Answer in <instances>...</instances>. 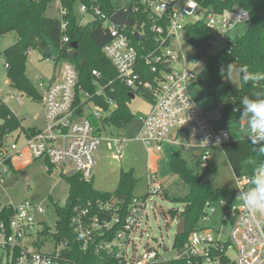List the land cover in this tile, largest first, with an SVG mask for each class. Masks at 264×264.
Masks as SVG:
<instances>
[{
    "label": "built area",
    "instance_id": "1",
    "mask_svg": "<svg viewBox=\"0 0 264 264\" xmlns=\"http://www.w3.org/2000/svg\"><path fill=\"white\" fill-rule=\"evenodd\" d=\"M90 1L89 5L78 4L77 10L82 13L79 23L86 22L84 15L102 20L109 35L101 48L103 54L120 82L131 92L138 90L149 96L150 108L136 115L140 125L134 136L117 133L102 137L103 118L116 107V103L106 96L102 98L105 105L94 102V96L104 92L98 79L100 72L95 68L91 70L94 90L90 91L78 83L73 63L58 61L50 77L40 76L34 83L43 108L44 128L36 127L31 134L17 128L10 144L5 142L8 134L0 141V182L11 171L12 159L24 154L41 158L48 168L57 166L60 174L72 170L81 180L88 182L93 177L94 153L103 139L115 158L122 155L128 140H134L146 148L152 146L156 151L162 150L165 144L169 145V150L175 145L183 150H196L194 157L199 168L207 167L211 147L221 146L231 136L227 127L215 125L218 115L209 117L196 105L191 97L192 85L208 54L229 43L236 35L232 32L233 26L246 23L248 11L240 7L212 11L197 0H132L130 6H122L126 18L118 27L110 20L114 11L107 13L97 0ZM54 2L60 19L61 41L67 42L68 22L64 17L67 9L61 0ZM127 8L133 15L131 22L127 19ZM197 21H202L211 33L203 44L191 42L186 33L185 25ZM134 32L142 38H134ZM218 42H223V46L214 49ZM3 64L8 67V63ZM110 83L109 80L106 85ZM10 86L14 92H9L8 96L17 103L22 101L24 94L28 95L24 90ZM20 134L24 136L22 145L17 143ZM251 178L234 175L236 204L230 205L218 198L224 207L218 229L202 225L215 213L214 201H206L198 227L186 235L181 246L173 242L172 255L167 254L169 249L163 244L155 246L148 239L143 250L138 254L135 252V237L139 233L141 240L140 226L145 218L148 219V195L163 191L156 170L150 167L146 173V193L134 195L124 213L119 211L117 197L88 198L74 204L70 225L83 249H92L95 253L104 251L112 255L117 264H170L171 260L179 258L186 264H264V209L248 212L236 188L239 184L242 191H247L252 187ZM3 206L12 209L8 219L0 220V255L4 264H60L67 261L64 253L68 243L65 239L58 241L48 234L54 241L50 251L40 250L35 245L41 242L39 236L45 237L41 233L44 220L37 217L44 213L41 202L26 199L18 204L0 203V208ZM180 211L181 208H177L176 214L167 220L172 219L177 224ZM225 223H228L229 230L222 238L221 227ZM129 245L134 246L132 254L128 253ZM229 249L234 250L235 258L229 256Z\"/></svg>",
    "mask_w": 264,
    "mask_h": 264
},
{
    "label": "trees",
    "instance_id": "2",
    "mask_svg": "<svg viewBox=\"0 0 264 264\" xmlns=\"http://www.w3.org/2000/svg\"><path fill=\"white\" fill-rule=\"evenodd\" d=\"M54 0H0V35L7 32H15L13 43L5 47L0 53L3 63H8L6 75L10 84L18 89L24 90L32 98L40 99V95L34 84L28 79L25 73V63L29 48L47 46V41L52 42L58 52L54 57V66L58 61L67 60L74 64L78 83L84 88L93 91L92 69H97L101 76L99 83L104 86V92L100 96H94V102L102 103L103 96L112 98L116 107L103 118L104 125H114L123 128L134 117L128 107L131 99V91L117 79L116 71L110 61L102 52V45L109 39L106 28L102 20L92 16V19L85 23H79L76 9L79 3L90 4V0H61L66 7L67 13L64 16L67 20L66 34L69 36L67 42L61 41L60 19L56 16L46 14L47 6ZM100 8L107 13L117 10L122 6H130L132 0L121 5L112 0H97ZM198 3L212 11H221L225 8H243L248 11L249 18L246 22V29L241 34L234 37L220 50L208 54L202 69L197 73L193 83L195 86L203 87L207 93L213 96L217 87L223 83L228 74L229 66L237 63L238 67L247 66L251 72H264V0H197ZM128 9V8H127ZM91 12V10L89 9ZM128 22L133 20V15L127 12ZM186 33L191 42L203 44L210 37V30L202 21L188 23L185 25ZM134 43L136 41L133 39ZM71 42H76L77 53L71 46ZM46 57L49 52L45 53ZM224 69V75L221 70ZM150 77L148 71H145ZM109 85H106L108 81ZM106 85V86H105ZM264 90V81L244 83L239 72V84L231 98L226 99L218 107L219 119L236 118L241 120V125H245L246 120L242 115L241 100L245 96L251 97L254 91ZM141 92L147 99L149 96L142 91L135 90L133 93ZM0 141L4 136L20 128L27 134L36 131L35 126L24 127L19 117L14 115L4 102H0ZM242 129V128H241ZM245 133L243 137L230 138L222 143L221 148L232 169L234 175H248L253 177L260 164L264 163V154L253 150V145ZM168 166L173 174L186 185L183 194L170 193L168 187L164 188L161 197H170L173 201L181 202L182 207L180 217L185 218L184 234H175V245L181 246L186 235L194 228L198 227L199 219L204 211L206 201H214L220 197L221 188H214L207 175L213 173L215 168L210 163L200 171L198 160L196 169L193 170L176 150H170ZM50 168H48L49 170ZM68 184L67 195L64 202L59 204L53 202L55 211L54 226L44 224L42 234H51L56 240L65 239L68 249L64 256L67 261L60 264H117V260L110 254L101 251L95 253L92 249H83L70 225V217L74 204L84 202L86 199L117 197L119 199V211L124 213L134 196L133 190L136 178L132 169L121 170L116 188L113 191L97 190L92 186V179L88 182L81 180L76 173L61 174ZM175 209L160 208L158 211L164 216H174ZM12 209L7 206L0 208V220H6L11 215ZM112 233V232H111ZM110 234V233H109ZM41 242L35 243L38 247ZM170 264H186L182 258L170 261ZM0 264H4L0 258Z\"/></svg>",
    "mask_w": 264,
    "mask_h": 264
},
{
    "label": "rangeland",
    "instance_id": "3",
    "mask_svg": "<svg viewBox=\"0 0 264 264\" xmlns=\"http://www.w3.org/2000/svg\"><path fill=\"white\" fill-rule=\"evenodd\" d=\"M112 1L124 5L130 0ZM46 14L51 16L57 15L54 1L48 4ZM76 14L78 18L82 15L77 9ZM84 18L87 21L92 19V16L84 15ZM245 29L246 23H238L233 26L232 32L234 34H241ZM15 37V32L13 31L0 35V53L5 47L14 42ZM47 46H50L48 57L44 55V50L41 47L29 48L27 51L25 73L33 84L36 83L38 77H50L53 73V60L57 55L58 48L50 41H47ZM222 46L223 42H218L214 49L221 48ZM238 69L237 63H233L231 67L232 81L227 74L213 96L209 95L201 86H195L192 89V99L200 109L205 111L207 116L214 117L218 115V107L226 99L233 96L239 84ZM9 92H14V89L10 86V80L6 75V67L0 54V102H4L10 110L15 112L24 127L35 125L38 128H44L45 122L42 118L43 108L40 101L24 94L22 101L17 103L9 98ZM128 107L134 114L130 122L123 128L105 125L101 131L102 137L117 133L125 137H132L137 133L140 123L136 115L147 111L150 108V101L139 92L130 99ZM216 121L219 125L227 127L232 138H239L245 135L241 129L240 119L229 118L217 119ZM16 131L7 135L5 139L7 144H10ZM17 143L18 145L24 143L23 134L19 135ZM168 146V144H165L162 150L156 151L152 146L146 148L138 141L128 140L124 144L122 155L119 158H115L113 157L112 150L108 148L106 140H101L94 153L95 165L92 186L97 190L113 191L116 188L120 171L132 169L133 175L136 178L133 194L142 195L147 191L146 173L148 167H150V169L156 170L157 179L162 182L163 189L168 187L170 193L183 194L186 191V185L171 172L167 163L170 154ZM173 149L187 160L188 165L193 170L196 169V159L194 157L197 154L196 150H183L176 145L173 146ZM210 153V160L215 170L213 173L208 174L207 178L211 180L214 188H221L223 190L220 198L227 204L234 205L237 203V199L234 193L235 181L232 169L221 146H212ZM12 163L16 169L9 171L2 182H0V203L10 202L18 204L26 199L32 202H41L44 206V213L39 214L37 217L44 220V224L53 228L56 218L53 202L63 203L68 191V184L60 174V169L57 166H50V170H48L49 165L41 158H28L26 156L13 158ZM181 207V202L173 201L170 197H161L159 194L148 195V219L145 218L140 226L142 229L141 240L139 239V233L135 237L136 254L143 250L146 239H148L150 244L155 246L163 244L169 249L167 254H173L171 247L174 242L176 224L172 219L168 220L166 224L164 216L159 213L158 209H177ZM213 208L215 209V213L210 216L209 221L203 222L202 225L218 229L220 226L219 217L223 213L224 207L220 205L219 199H216L213 202ZM166 217L168 218L169 216ZM228 230V223L223 224L220 233L222 238L226 237ZM38 239V241H42V244L38 246L40 250L50 251L53 248L54 241L50 235L45 237L39 236ZM133 247L129 245V254L133 253ZM228 253L231 258L236 257L234 250L229 249Z\"/></svg>",
    "mask_w": 264,
    "mask_h": 264
},
{
    "label": "clouds",
    "instance_id": "4",
    "mask_svg": "<svg viewBox=\"0 0 264 264\" xmlns=\"http://www.w3.org/2000/svg\"><path fill=\"white\" fill-rule=\"evenodd\" d=\"M241 73V80L244 83L252 82L254 85L257 82L264 81V72H251L247 66H242L238 69ZM225 70H221L224 75ZM229 79L231 78V66L228 69ZM242 115L246 120L245 125H241L245 129L247 136L253 145V150L264 154V90L254 91L252 96H245L241 100ZM251 185L247 191H242L240 185L238 197L242 200L243 206L250 213H255L257 210L264 209V163L260 164L255 174L251 178Z\"/></svg>",
    "mask_w": 264,
    "mask_h": 264
},
{
    "label": "water",
    "instance_id": "5",
    "mask_svg": "<svg viewBox=\"0 0 264 264\" xmlns=\"http://www.w3.org/2000/svg\"><path fill=\"white\" fill-rule=\"evenodd\" d=\"M28 1L31 2L32 0H28ZM125 18H126V12H125V9L123 7L118 8L117 10H115L110 15V20L118 27H120L122 25ZM134 38L138 39V38H142V37L139 36L138 32H134ZM71 46L75 49V51L73 52V56H74V54L77 53L76 42H71ZM49 50H50V46H46L44 48L45 53H48ZM130 96H131V98L134 97V93L131 92ZM70 173H72V170H70L67 174H70ZM184 223H185V218L182 216L178 219V222L176 224L175 234H184V232H185ZM0 258H1V255H0Z\"/></svg>",
    "mask_w": 264,
    "mask_h": 264
},
{
    "label": "crops",
    "instance_id": "6",
    "mask_svg": "<svg viewBox=\"0 0 264 264\" xmlns=\"http://www.w3.org/2000/svg\"><path fill=\"white\" fill-rule=\"evenodd\" d=\"M197 105V104H196ZM198 106V105H197ZM199 107V106H198ZM202 110V109H201ZM42 118H43V116H42ZM217 122V121H216ZM215 122V125H217V126H223V125H219L218 123H216ZM240 122H241V120H240ZM33 126H35V125H33ZM35 127H37V126H35ZM38 128V127H37ZM24 156H26V157H28L29 158V156L27 155V154H24L23 156H20V157H24ZM20 157H15V158H20ZM210 163H211V160H210ZM212 164V163H211ZM14 169H16V168H14V166H13V163H12V171L14 170Z\"/></svg>",
    "mask_w": 264,
    "mask_h": 264
}]
</instances>
